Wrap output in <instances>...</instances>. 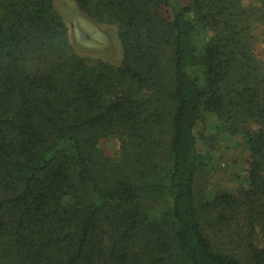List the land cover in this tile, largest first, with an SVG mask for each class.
Instances as JSON below:
<instances>
[{"label":"trees","instance_id":"1","mask_svg":"<svg viewBox=\"0 0 264 264\" xmlns=\"http://www.w3.org/2000/svg\"><path fill=\"white\" fill-rule=\"evenodd\" d=\"M74 1L120 64L54 0H0V264H264V0ZM208 117L248 155L211 197Z\"/></svg>","mask_w":264,"mask_h":264},{"label":"rangeland","instance_id":"2","mask_svg":"<svg viewBox=\"0 0 264 264\" xmlns=\"http://www.w3.org/2000/svg\"><path fill=\"white\" fill-rule=\"evenodd\" d=\"M54 8L62 17L68 29V39L74 50L82 57L101 59L113 65L122 60V46L118 38L116 25L99 24L84 14L74 0H54ZM257 54L264 59V43L259 44ZM215 119L206 118L197 128V135L204 146L214 154L215 165L207 170L205 180L200 186L205 197H211L216 189L222 187L235 188L245 185L246 151L236 145L240 138H212ZM208 138V141H206ZM210 144L214 146L209 147ZM100 148L110 158L120 155V144L116 139H106L100 142ZM207 180L208 185L205 184ZM209 181V182H208Z\"/></svg>","mask_w":264,"mask_h":264}]
</instances>
